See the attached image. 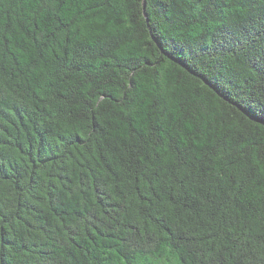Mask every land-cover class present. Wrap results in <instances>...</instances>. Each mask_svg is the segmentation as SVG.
Instances as JSON below:
<instances>
[{"label":"trees","instance_id":"trees-1","mask_svg":"<svg viewBox=\"0 0 264 264\" xmlns=\"http://www.w3.org/2000/svg\"><path fill=\"white\" fill-rule=\"evenodd\" d=\"M0 264H264V0H0Z\"/></svg>","mask_w":264,"mask_h":264},{"label":"water","instance_id":"water-1","mask_svg":"<svg viewBox=\"0 0 264 264\" xmlns=\"http://www.w3.org/2000/svg\"><path fill=\"white\" fill-rule=\"evenodd\" d=\"M144 7H146V3H145V1H144Z\"/></svg>","mask_w":264,"mask_h":264}]
</instances>
